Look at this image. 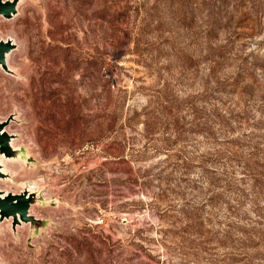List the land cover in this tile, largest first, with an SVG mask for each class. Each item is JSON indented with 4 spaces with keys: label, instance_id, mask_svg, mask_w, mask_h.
<instances>
[{
    "label": "rangeland",
    "instance_id": "1",
    "mask_svg": "<svg viewBox=\"0 0 264 264\" xmlns=\"http://www.w3.org/2000/svg\"><path fill=\"white\" fill-rule=\"evenodd\" d=\"M0 38L40 220L0 264H264V0H19Z\"/></svg>",
    "mask_w": 264,
    "mask_h": 264
},
{
    "label": "water",
    "instance_id": "2",
    "mask_svg": "<svg viewBox=\"0 0 264 264\" xmlns=\"http://www.w3.org/2000/svg\"><path fill=\"white\" fill-rule=\"evenodd\" d=\"M19 0H0V16L11 17L16 12V5ZM15 47L14 42L9 38H0V68L9 71L6 65L7 54ZM12 118L8 114L0 120V156L12 157L15 148L11 144L12 135L6 131L5 125ZM6 172L2 170L0 164V178H4ZM35 199L34 191L27 187H22L18 192L4 191L0 189V220L10 218V227L14 229L20 223L37 225L40 220L29 213V206Z\"/></svg>",
    "mask_w": 264,
    "mask_h": 264
}]
</instances>
